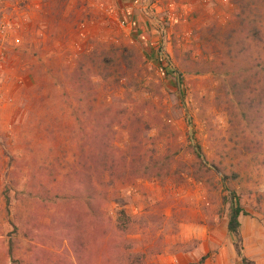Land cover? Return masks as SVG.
Returning <instances> with one entry per match:
<instances>
[{"label":"rangeland","instance_id":"rangeland-1","mask_svg":"<svg viewBox=\"0 0 264 264\" xmlns=\"http://www.w3.org/2000/svg\"><path fill=\"white\" fill-rule=\"evenodd\" d=\"M252 1L0 0V264H240L232 192L244 255L264 264ZM88 167L100 222L42 201Z\"/></svg>","mask_w":264,"mask_h":264},{"label":"trees","instance_id":"trees-1","mask_svg":"<svg viewBox=\"0 0 264 264\" xmlns=\"http://www.w3.org/2000/svg\"><path fill=\"white\" fill-rule=\"evenodd\" d=\"M258 2H264V1L263 0H253L252 1V3H258ZM253 14H255L257 18L256 20L258 21V27H255L249 33L252 37H257V39L259 41L261 40L262 43L264 44V4L261 8L257 7L255 9H252L250 13H248L247 17L249 18V16ZM262 49L264 50V45H262ZM102 63L104 64L105 61L103 60ZM181 85H182L181 80L180 81L178 80L179 89H181ZM198 152H199L198 154H200L201 156V147H198ZM88 168L92 170L90 172V176L88 174H87L88 176L85 175L84 182L77 189H74V190L71 189V191L68 192L67 194H63V193L55 194L53 196H47L43 199L39 194L35 195V197L42 199V201L52 204V205L63 204L71 200L82 201V203L87 207L89 213L91 214V217L95 221L100 222L99 215L102 217L103 213L101 212L99 208L96 207L95 204L97 202L106 201L108 197H107L106 191H103L100 188L102 184L98 180L100 178H98L99 175L96 169L95 168L92 169V167H88ZM104 172L105 171H103L102 174H104ZM229 204H230V208H229V215H228L227 232H228V235L233 240L234 251L240 261V264H255V262H253L252 260H250L244 255V248H243V237H242V232H241L242 226H241L240 218L247 217L248 214L242 209L239 198L234 192L229 194ZM260 210L262 211V209ZM117 215H118L117 227L120 230H123L127 222H129L130 220L127 218L126 213L123 210L119 211ZM208 258H209V255L203 256L201 260L198 262V264H204Z\"/></svg>","mask_w":264,"mask_h":264}]
</instances>
